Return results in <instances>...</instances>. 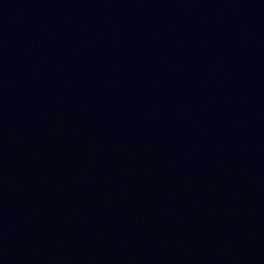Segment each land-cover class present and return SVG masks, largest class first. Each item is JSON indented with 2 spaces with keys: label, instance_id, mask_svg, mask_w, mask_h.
Wrapping results in <instances>:
<instances>
[{
  "label": "water",
  "instance_id": "water-1",
  "mask_svg": "<svg viewBox=\"0 0 264 264\" xmlns=\"http://www.w3.org/2000/svg\"><path fill=\"white\" fill-rule=\"evenodd\" d=\"M0 264H264V0H0Z\"/></svg>",
  "mask_w": 264,
  "mask_h": 264
}]
</instances>
